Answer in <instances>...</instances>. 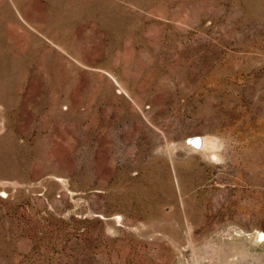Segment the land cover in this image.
Listing matches in <instances>:
<instances>
[{
    "label": "rangeland",
    "instance_id": "rangeland-1",
    "mask_svg": "<svg viewBox=\"0 0 264 264\" xmlns=\"http://www.w3.org/2000/svg\"><path fill=\"white\" fill-rule=\"evenodd\" d=\"M262 236L264 0H0V264H264Z\"/></svg>",
    "mask_w": 264,
    "mask_h": 264
},
{
    "label": "bare ground",
    "instance_id": "bare-ground-1",
    "mask_svg": "<svg viewBox=\"0 0 264 264\" xmlns=\"http://www.w3.org/2000/svg\"><path fill=\"white\" fill-rule=\"evenodd\" d=\"M206 138H207V137H206ZM206 138H205L204 146H207V140H206ZM194 141H195L196 146H199V145H202V144H203V141H204V140H202V138L199 137V138L195 139ZM208 141H209V139H208ZM212 141H213V140H212ZM209 142H210V141H209ZM215 144H216V142H215ZM212 147H213V146H212Z\"/></svg>",
    "mask_w": 264,
    "mask_h": 264
},
{
    "label": "snow or ice",
    "instance_id": "snow-or-ice-1",
    "mask_svg": "<svg viewBox=\"0 0 264 264\" xmlns=\"http://www.w3.org/2000/svg\"><path fill=\"white\" fill-rule=\"evenodd\" d=\"M261 239H264V236H262Z\"/></svg>",
    "mask_w": 264,
    "mask_h": 264
}]
</instances>
